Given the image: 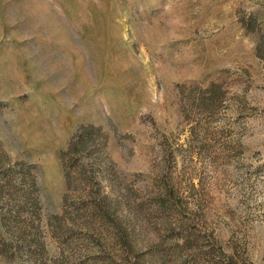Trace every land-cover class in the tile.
Masks as SVG:
<instances>
[{"label":"rangeland","instance_id":"1","mask_svg":"<svg viewBox=\"0 0 264 264\" xmlns=\"http://www.w3.org/2000/svg\"><path fill=\"white\" fill-rule=\"evenodd\" d=\"M264 0H0V264H264Z\"/></svg>","mask_w":264,"mask_h":264},{"label":"trees","instance_id":"2","mask_svg":"<svg viewBox=\"0 0 264 264\" xmlns=\"http://www.w3.org/2000/svg\"><path fill=\"white\" fill-rule=\"evenodd\" d=\"M264 45V39L262 38L261 39V43H260V45L258 46V48H257V50L260 52V49H261V45ZM226 262L228 263V264H235V262H233V260H232V258H226Z\"/></svg>","mask_w":264,"mask_h":264}]
</instances>
